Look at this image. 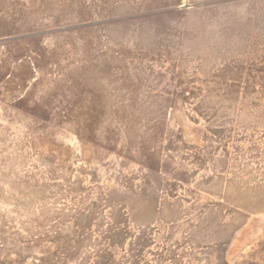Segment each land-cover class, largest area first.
I'll return each instance as SVG.
<instances>
[{"label": "rangeland", "instance_id": "obj_1", "mask_svg": "<svg viewBox=\"0 0 264 264\" xmlns=\"http://www.w3.org/2000/svg\"><path fill=\"white\" fill-rule=\"evenodd\" d=\"M0 264H264V0H0Z\"/></svg>", "mask_w": 264, "mask_h": 264}]
</instances>
